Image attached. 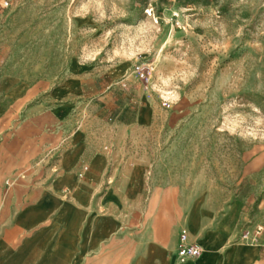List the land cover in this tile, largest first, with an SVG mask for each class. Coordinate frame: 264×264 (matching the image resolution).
I'll return each instance as SVG.
<instances>
[{"label": "rangeland", "instance_id": "374dc122", "mask_svg": "<svg viewBox=\"0 0 264 264\" xmlns=\"http://www.w3.org/2000/svg\"><path fill=\"white\" fill-rule=\"evenodd\" d=\"M0 81L72 105L73 264L123 235L125 264L139 236L165 249L187 207L206 228L231 216V244L264 229V0H0Z\"/></svg>", "mask_w": 264, "mask_h": 264}, {"label": "crops", "instance_id": "0c3cea01", "mask_svg": "<svg viewBox=\"0 0 264 264\" xmlns=\"http://www.w3.org/2000/svg\"><path fill=\"white\" fill-rule=\"evenodd\" d=\"M43 89L41 84L31 92L22 87L15 92L0 88V264H73V191L83 189L73 180L76 157H64L70 148L65 124L72 105L59 104L49 111L42 105L30 106ZM90 163L95 182L90 191L94 194L101 190L99 182H103L110 159L97 152ZM87 170V166L83 168V172ZM10 181L15 184L7 186ZM186 213V225L165 249L150 237L134 238L139 253L133 264H264V248L259 242L231 244L235 235L231 216L206 228L197 209L187 207ZM182 228L189 230L194 242L193 235H200L197 243L203 248L198 259L185 263L176 256ZM113 241L115 253L103 254L99 260L125 264V235ZM143 248L147 252H141Z\"/></svg>", "mask_w": 264, "mask_h": 264}, {"label": "built area", "instance_id": "2783aa9c", "mask_svg": "<svg viewBox=\"0 0 264 264\" xmlns=\"http://www.w3.org/2000/svg\"><path fill=\"white\" fill-rule=\"evenodd\" d=\"M264 229L257 227L254 232H243L242 239L246 241H252L253 243L259 242L264 248V239L262 236ZM203 252V248L197 242H194L190 238V233L186 228H182L179 233V243L176 251V256L181 263L198 259Z\"/></svg>", "mask_w": 264, "mask_h": 264}]
</instances>
